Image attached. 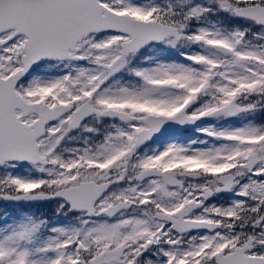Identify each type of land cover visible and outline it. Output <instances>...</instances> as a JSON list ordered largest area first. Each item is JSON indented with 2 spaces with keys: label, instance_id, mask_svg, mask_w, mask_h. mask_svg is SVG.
<instances>
[{
  "label": "snow or ice",
  "instance_id": "snow-or-ice-1",
  "mask_svg": "<svg viewBox=\"0 0 264 264\" xmlns=\"http://www.w3.org/2000/svg\"><path fill=\"white\" fill-rule=\"evenodd\" d=\"M0 264H264V0H0Z\"/></svg>",
  "mask_w": 264,
  "mask_h": 264
}]
</instances>
